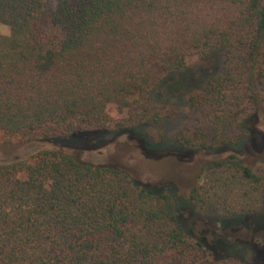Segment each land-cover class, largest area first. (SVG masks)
Here are the masks:
<instances>
[{
    "label": "trees",
    "instance_id": "trees-1",
    "mask_svg": "<svg viewBox=\"0 0 264 264\" xmlns=\"http://www.w3.org/2000/svg\"><path fill=\"white\" fill-rule=\"evenodd\" d=\"M0 24V134L25 144L137 131L161 146L176 99L193 91L181 84L192 57L219 68L186 101L197 128L181 146L230 144L232 128L241 144L264 110V0H0ZM239 156L208 162L187 200L59 147L0 160V264L233 260L244 243L206 246L184 212L259 229L264 176Z\"/></svg>",
    "mask_w": 264,
    "mask_h": 264
},
{
    "label": "rangeland",
    "instance_id": "rangeland-1",
    "mask_svg": "<svg viewBox=\"0 0 264 264\" xmlns=\"http://www.w3.org/2000/svg\"><path fill=\"white\" fill-rule=\"evenodd\" d=\"M7 33L8 29L0 24V35ZM218 68L213 61L190 58L189 67L184 73V83L181 84L193 91L176 99V115L165 120L162 125L166 135L164 144L153 150L146 146L137 131L122 133L86 131L78 136L56 140L47 145L25 144L0 134V160L14 156L30 159L42 149L59 147L63 152L83 162L121 169L137 182L155 186L169 184L176 198L181 200H187L192 185L201 184V170L208 162L225 158L230 153L240 155L239 159L244 166L256 175L264 176V110L258 111L256 117L246 123L248 138L241 144L235 145L241 133L233 128L228 132L230 144L213 148L212 143L207 141L205 143L209 146L207 150L189 149L176 142L175 138L178 136L185 139L193 138L191 134H194L197 125L192 122L193 115L190 114L186 101L202 86L206 77L216 73ZM238 118L239 116L233 118L235 124L239 122ZM184 217L189 234L200 238L206 246H211L218 240L228 243L236 240L244 243L243 248L236 247L231 253L233 260L215 264H264V214L255 220V224L260 225L259 229H252L253 219L250 218L224 220L219 214L190 215L187 210Z\"/></svg>",
    "mask_w": 264,
    "mask_h": 264
}]
</instances>
